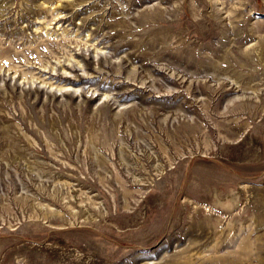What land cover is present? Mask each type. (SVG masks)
Returning <instances> with one entry per match:
<instances>
[{"label": "rangeland", "instance_id": "374dc122", "mask_svg": "<svg viewBox=\"0 0 264 264\" xmlns=\"http://www.w3.org/2000/svg\"><path fill=\"white\" fill-rule=\"evenodd\" d=\"M0 264H264V0H0Z\"/></svg>", "mask_w": 264, "mask_h": 264}]
</instances>
